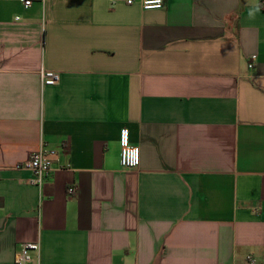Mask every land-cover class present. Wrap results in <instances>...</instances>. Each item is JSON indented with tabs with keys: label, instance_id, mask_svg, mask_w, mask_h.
Returning a JSON list of instances; mask_svg holds the SVG:
<instances>
[{
	"label": "crops",
	"instance_id": "1",
	"mask_svg": "<svg viewBox=\"0 0 264 264\" xmlns=\"http://www.w3.org/2000/svg\"><path fill=\"white\" fill-rule=\"evenodd\" d=\"M263 1L0 0V264H264Z\"/></svg>",
	"mask_w": 264,
	"mask_h": 264
},
{
	"label": "built area",
	"instance_id": "2",
	"mask_svg": "<svg viewBox=\"0 0 264 264\" xmlns=\"http://www.w3.org/2000/svg\"><path fill=\"white\" fill-rule=\"evenodd\" d=\"M36 0H22L25 7H30ZM166 0H139V4L144 9H159L165 6ZM128 4H134L136 0H126ZM264 7V1L262 3ZM249 63V67H253V60ZM41 83L43 86L58 84L61 76L58 72L50 70H41L40 72ZM120 147H121V165L123 169L130 170L137 168L141 163V150L140 147L134 145L130 141V130L124 127L120 130ZM56 152L52 149L46 148L42 143L40 148L31 152L28 160L20 165V168H25L33 172L34 177L29 180L32 185L41 186L45 176L54 170L53 157ZM77 186L70 185L68 187L69 195L77 193ZM33 252H40L39 242H25L21 244L20 248L15 254V264H43L39 259H34Z\"/></svg>",
	"mask_w": 264,
	"mask_h": 264
}]
</instances>
